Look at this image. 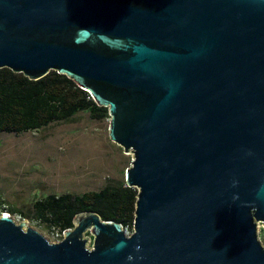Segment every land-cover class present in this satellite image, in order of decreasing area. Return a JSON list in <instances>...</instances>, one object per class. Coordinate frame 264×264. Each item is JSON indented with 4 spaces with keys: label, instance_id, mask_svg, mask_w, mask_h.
<instances>
[{
    "label": "water",
    "instance_id": "1",
    "mask_svg": "<svg viewBox=\"0 0 264 264\" xmlns=\"http://www.w3.org/2000/svg\"><path fill=\"white\" fill-rule=\"evenodd\" d=\"M0 68L56 71L132 155L131 234L0 214V264H264V0H0Z\"/></svg>",
    "mask_w": 264,
    "mask_h": 264
},
{
    "label": "rangeland",
    "instance_id": "2",
    "mask_svg": "<svg viewBox=\"0 0 264 264\" xmlns=\"http://www.w3.org/2000/svg\"><path fill=\"white\" fill-rule=\"evenodd\" d=\"M108 126L109 118L79 112L72 122L0 133V214L12 208L15 222L25 219L49 242L60 241L63 234L35 219L33 203L49 194H81L125 180L132 155L110 140ZM258 236L264 244L262 224Z\"/></svg>",
    "mask_w": 264,
    "mask_h": 264
},
{
    "label": "trees",
    "instance_id": "3",
    "mask_svg": "<svg viewBox=\"0 0 264 264\" xmlns=\"http://www.w3.org/2000/svg\"><path fill=\"white\" fill-rule=\"evenodd\" d=\"M79 112H88L93 119L109 118L106 107L98 106L65 75L51 71L39 80H30L22 73L0 68V133L18 134L54 122H72ZM136 195L137 189L128 187L125 180L109 182L81 194H49L36 199L32 213L60 234L73 227L76 214L85 211L132 230ZM6 211L14 213L12 208Z\"/></svg>",
    "mask_w": 264,
    "mask_h": 264
},
{
    "label": "built area",
    "instance_id": "4",
    "mask_svg": "<svg viewBox=\"0 0 264 264\" xmlns=\"http://www.w3.org/2000/svg\"><path fill=\"white\" fill-rule=\"evenodd\" d=\"M127 235H129V234H127ZM60 237H61V235H60Z\"/></svg>",
    "mask_w": 264,
    "mask_h": 264
}]
</instances>
